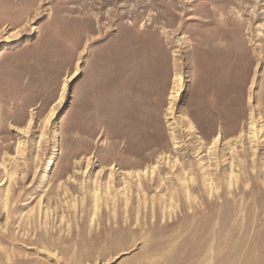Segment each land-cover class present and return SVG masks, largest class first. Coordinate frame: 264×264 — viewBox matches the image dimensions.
<instances>
[{
  "label": "rangeland",
  "instance_id": "374dc122",
  "mask_svg": "<svg viewBox=\"0 0 264 264\" xmlns=\"http://www.w3.org/2000/svg\"><path fill=\"white\" fill-rule=\"evenodd\" d=\"M0 264H264V0H0Z\"/></svg>",
  "mask_w": 264,
  "mask_h": 264
},
{
  "label": "bare ground",
  "instance_id": "6f19581e",
  "mask_svg": "<svg viewBox=\"0 0 264 264\" xmlns=\"http://www.w3.org/2000/svg\"><path fill=\"white\" fill-rule=\"evenodd\" d=\"M5 25V24H4ZM218 143V137L216 136V137H214L213 138V141H212V144H211V146L212 147H215V145ZM226 147V146H225ZM214 150H215V148H214ZM228 151V150H227ZM215 153V152H214ZM221 153V152H220ZM223 154V153H222ZM225 155V154H224ZM223 155V156H224ZM232 155V154H231ZM222 156V157H223ZM212 157V156H211ZM216 158V157H215ZM217 159V158H216ZM229 163V166H230V177H231V179H230V181H228V184H227V187H229V188H231V186L232 185H234V183L236 182V176L234 175V173H233V169H232V163L231 162H228ZM235 163V162H234ZM254 167V166H253ZM245 173V172H244ZM235 177V182L233 181V178L232 177ZM9 178V177H8ZM6 186L8 187L9 186V179H6ZM195 182V181H194ZM203 184V183H202ZM194 185H196V184H194ZM200 185V184H199ZM204 186L206 185V187H207V192H209V193H213V191H216L219 187H216V185H215V183H213V180L211 179V177H206V178H204V184H203ZM236 185V184H235ZM222 188V187H221ZM220 188V189H221ZM222 192V191H221ZM218 194V193H217ZM213 195V194H212ZM216 196V195H215ZM224 212V211H223ZM211 236H212V241L213 242H215V240H213V237L215 236V233L217 232V221L212 225V227H211ZM214 234V235H213ZM210 236V237H211ZM211 244H212V242H211ZM212 259V258H211Z\"/></svg>",
  "mask_w": 264,
  "mask_h": 264
}]
</instances>
